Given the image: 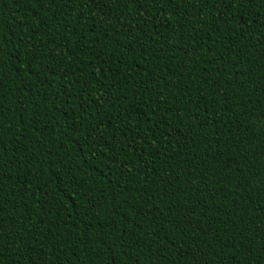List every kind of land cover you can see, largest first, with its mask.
Returning <instances> with one entry per match:
<instances>
[{"label": "trees", "instance_id": "16d2710c", "mask_svg": "<svg viewBox=\"0 0 264 264\" xmlns=\"http://www.w3.org/2000/svg\"><path fill=\"white\" fill-rule=\"evenodd\" d=\"M264 0H0V264H264Z\"/></svg>", "mask_w": 264, "mask_h": 264}, {"label": "snow or ice", "instance_id": "6c2138e0", "mask_svg": "<svg viewBox=\"0 0 264 264\" xmlns=\"http://www.w3.org/2000/svg\"><path fill=\"white\" fill-rule=\"evenodd\" d=\"M198 3H199V0H198ZM262 119H264V116H262Z\"/></svg>", "mask_w": 264, "mask_h": 264}]
</instances>
